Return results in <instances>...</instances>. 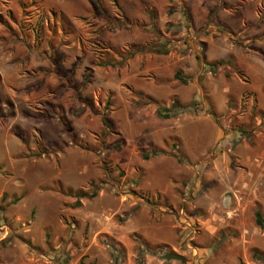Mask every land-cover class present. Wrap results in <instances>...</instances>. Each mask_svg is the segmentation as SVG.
Segmentation results:
<instances>
[{
    "label": "rangeland",
    "instance_id": "obj_1",
    "mask_svg": "<svg viewBox=\"0 0 264 264\" xmlns=\"http://www.w3.org/2000/svg\"><path fill=\"white\" fill-rule=\"evenodd\" d=\"M22 1L0 0V264H264V74L231 54L259 53L240 9L232 30L221 0ZM244 2L256 29L264 0Z\"/></svg>",
    "mask_w": 264,
    "mask_h": 264
},
{
    "label": "trees",
    "instance_id": "obj_2",
    "mask_svg": "<svg viewBox=\"0 0 264 264\" xmlns=\"http://www.w3.org/2000/svg\"><path fill=\"white\" fill-rule=\"evenodd\" d=\"M113 1H114V4L116 5V7L118 9H120L119 5L117 3V0H113ZM39 3H40V0H23L21 6L23 7L24 10H26V9H30L31 7L37 6ZM97 3L100 4L99 1H97ZM100 8H101V6H100ZM143 10L150 17V19H156V15H157L156 11L154 9H150L148 7V5L145 4V3L143 4ZM183 14H184V17L186 18V20L189 21L190 20V16H189L188 11L184 9L183 10ZM116 23L118 24V22H116ZM131 25H132L131 23H127V24H125V27H130ZM60 36H61V34H60ZM154 47H155V43L153 45H150V46L146 45V44L133 45V46L130 47V49L128 51L123 52V53H119V56H120L119 59H116L113 56H110L109 53L107 52L106 55H105L107 60H101V59L97 58V60H95L93 64H94V66H100V67L107 66V65H109V66L121 65L126 59L134 57L137 53H143V52L150 51ZM155 51L158 52V53H162V54H167L168 53V49H166L165 47L164 48L155 49ZM218 63H222V62L218 61ZM173 76H174L175 79H178L179 81H181L184 84L188 82V77L184 76L180 69L176 70L174 72ZM84 78L85 79L87 78V74L84 75ZM171 105H172V108L173 107L174 108H181L183 110L187 108V105H184L183 103H181L176 98L172 99ZM156 113L161 118H168L170 116V112H169L168 107H166L164 105H157ZM60 116H61V114H60ZM62 122H64V120H62ZM103 124L107 127V121H106L105 118L103 119ZM119 145H120L119 142H116L114 144V147H118ZM178 152H179V150H178ZM160 153H166V151L164 149H162V148L153 147L148 153H143L142 155H143L144 158H148V157H151L153 155L160 154ZM177 159H179V158H177ZM92 185H93V190L91 192H89V193L84 192V191H80V190L73 192V195L77 198V200L74 203L75 207H78V206L81 205V202L79 201V198L95 196L97 194V191L100 188L107 186V183L105 181H103V180H99L96 184H92ZM4 197L5 196L2 195V199ZM12 201L16 202L17 198H14ZM256 223H257L258 226L264 227V219L261 217V214H260L259 211H256ZM142 246L144 247L145 244H142ZM140 252H141V248H140L138 253H140ZM262 260H264V258Z\"/></svg>",
    "mask_w": 264,
    "mask_h": 264
},
{
    "label": "crops",
    "instance_id": "obj_3",
    "mask_svg": "<svg viewBox=\"0 0 264 264\" xmlns=\"http://www.w3.org/2000/svg\"><path fill=\"white\" fill-rule=\"evenodd\" d=\"M220 1V0H219ZM222 1V7L220 6L219 8L220 11H218V13L216 14L217 15V18L216 21L219 23V22H225L228 27H230V29L234 30L233 28V25H229L227 23V12H223V11H230V13H236V11L238 9H240V19L239 21H237V27L235 28V30H244V34L246 33V35L250 34L249 35V42L250 45L252 44L253 45V42H256V49L258 50L259 53H249L250 55H252L254 57V61H243V58H242V50L240 48L238 49H233L231 48V54L235 56V60H236V63H238V65L240 64L241 66L244 65L245 69H247L248 71L250 72H260L261 74H264V31L262 30V32H258L256 29H258V26L262 29H264V23L262 22V25H258L257 28H253V27H248V24L252 22V17H250V20H248L249 18L248 17V13H247V8L245 6V2L244 0H221ZM213 9L215 10H219L218 9V6H215ZM222 11V12H221ZM188 13L190 15V18H193L192 20H194L195 22V18H194V15L192 14L191 10H188ZM192 15V16H191ZM226 15V16H225ZM231 16V14H229ZM232 23V22H231ZM256 30V31H254ZM255 33V34H254ZM255 45V44H254ZM253 48V47H252ZM230 59H232V57H229ZM252 58V57H251ZM228 59V58H226ZM233 60V59H232ZM234 60V62H235ZM258 65H261L260 68L258 67ZM179 69V68H178ZM194 69V68H193ZM181 70V69H180ZM182 71V70H181ZM182 74H184V76L187 74H189L188 72H184V70L182 71ZM166 151V150H165ZM168 152V151H167ZM202 154H204V151L202 152ZM167 155L164 154V153H160V154H157V155H153L151 157H157V159H159V162H164L165 160L168 161V157H166ZM198 157V156H197ZM174 159V158H173ZM160 173H161V176H162V184L159 183V186H156L157 183L154 185V187H160V186H167L168 182L170 181L171 179V176L170 175H167L166 172H165V168L164 167H160ZM160 176V177H161ZM161 188V187H160ZM163 189V188H161ZM164 190V189H163ZM159 191V190H158ZM147 241V240H146ZM160 243H165V242H161ZM166 253V252H164ZM163 253V254H164ZM162 254V255H163ZM163 259V258H162ZM165 260V259H164ZM166 263H169L167 260H166Z\"/></svg>",
    "mask_w": 264,
    "mask_h": 264
},
{
    "label": "water",
    "instance_id": "obj_4",
    "mask_svg": "<svg viewBox=\"0 0 264 264\" xmlns=\"http://www.w3.org/2000/svg\"><path fill=\"white\" fill-rule=\"evenodd\" d=\"M162 258L165 260H179L181 262H185V257L182 254L170 251L166 252L162 255Z\"/></svg>",
    "mask_w": 264,
    "mask_h": 264
}]
</instances>
